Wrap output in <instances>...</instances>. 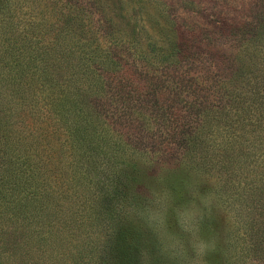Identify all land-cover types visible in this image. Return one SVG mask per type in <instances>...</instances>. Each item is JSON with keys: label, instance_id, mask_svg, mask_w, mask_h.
Listing matches in <instances>:
<instances>
[{"label": "trees", "instance_id": "trees-1", "mask_svg": "<svg viewBox=\"0 0 264 264\" xmlns=\"http://www.w3.org/2000/svg\"><path fill=\"white\" fill-rule=\"evenodd\" d=\"M0 264H264V0H0Z\"/></svg>", "mask_w": 264, "mask_h": 264}, {"label": "rangeland", "instance_id": "rangeland-1", "mask_svg": "<svg viewBox=\"0 0 264 264\" xmlns=\"http://www.w3.org/2000/svg\"><path fill=\"white\" fill-rule=\"evenodd\" d=\"M192 211H194V210H192ZM195 236H196V235H195ZM170 238H171V237H168V238H167L168 241L165 243L166 245H167V243L169 242V239H170ZM195 243H196L197 245H199L200 241H199L198 238L196 239Z\"/></svg>", "mask_w": 264, "mask_h": 264}, {"label": "clouds", "instance_id": "clouds-1", "mask_svg": "<svg viewBox=\"0 0 264 264\" xmlns=\"http://www.w3.org/2000/svg\"><path fill=\"white\" fill-rule=\"evenodd\" d=\"M207 253V248H205V254Z\"/></svg>", "mask_w": 264, "mask_h": 264}]
</instances>
